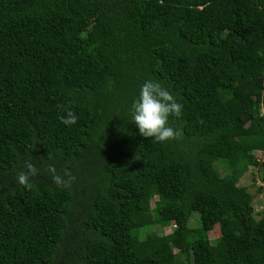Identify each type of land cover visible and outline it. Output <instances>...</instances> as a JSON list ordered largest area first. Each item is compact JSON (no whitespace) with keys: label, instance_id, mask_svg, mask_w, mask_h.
Listing matches in <instances>:
<instances>
[{"label":"trees","instance_id":"16d2710c","mask_svg":"<svg viewBox=\"0 0 264 264\" xmlns=\"http://www.w3.org/2000/svg\"><path fill=\"white\" fill-rule=\"evenodd\" d=\"M149 79L183 105L165 143L131 123ZM253 169L264 0H0V264H264Z\"/></svg>","mask_w":264,"mask_h":264},{"label":"clouds","instance_id":"9594fccd","mask_svg":"<svg viewBox=\"0 0 264 264\" xmlns=\"http://www.w3.org/2000/svg\"><path fill=\"white\" fill-rule=\"evenodd\" d=\"M183 105L177 98L159 81L146 80L139 91L138 97L133 101L130 109L131 123L138 129L139 135L146 139H152L156 143H165L175 139L181 133L170 125V117L179 118ZM77 118L70 115L69 118H61V123L74 125ZM52 171V179L57 186L67 187L70 184L59 174ZM36 175V169L31 164L27 170L21 169L15 176V181L22 186H30V181Z\"/></svg>","mask_w":264,"mask_h":264},{"label":"rangeland","instance_id":"374dc122","mask_svg":"<svg viewBox=\"0 0 264 264\" xmlns=\"http://www.w3.org/2000/svg\"><path fill=\"white\" fill-rule=\"evenodd\" d=\"M218 170L221 173V175L224 174L223 169L220 167L219 164H217ZM259 172L256 170H251L243 175V177L240 179L239 184L243 185L248 188V192L253 195V208L255 211L256 218L259 219L261 216H259V213H264V191L258 192L259 186H262L263 184L259 181ZM154 204L152 203V207ZM190 227H197L200 226V221L198 220L197 213H192V217L190 220ZM173 226L170 225L169 227H166L164 229H160L158 226H149L147 227L143 232L142 235H148V234H159V235H167L173 230ZM208 237L210 239V242L215 243V241L220 240V234L217 229L213 230L208 234ZM179 259L182 260V257Z\"/></svg>","mask_w":264,"mask_h":264}]
</instances>
